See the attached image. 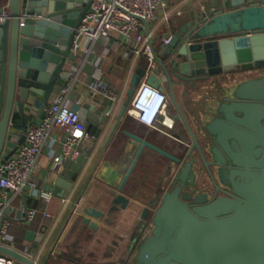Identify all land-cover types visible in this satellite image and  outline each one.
Returning a JSON list of instances; mask_svg holds the SVG:
<instances>
[{"label":"water","instance_id":"water-1","mask_svg":"<svg viewBox=\"0 0 264 264\" xmlns=\"http://www.w3.org/2000/svg\"><path fill=\"white\" fill-rule=\"evenodd\" d=\"M91 1L0 0V13L11 12L0 21L1 163L25 142L28 128L45 116L55 90L74 77L68 67L75 56L71 48ZM205 5L203 0L194 4L160 40L151 38L157 67L148 72L147 65L133 73L111 125L118 98L102 113L94 104L73 103L91 135L101 137L107 129L105 148L146 76L148 83L167 90L169 103L176 108L174 119L185 124L192 139L183 157L125 129L139 147L122 180L116 185L110 180L101 207L89 202L78 215L94 231L107 229L97 219L114 225L112 219L118 216L127 227L137 222L135 229L123 254L119 247L124 236L115 234L102 255L90 251V259L68 254L69 259L80 264H264V0H216ZM179 85L187 96L195 87L208 93L209 101L198 118L201 136L195 134L181 107ZM201 137L206 139L210 161ZM195 148L206 166L218 167L235 195L208 200L206 194L195 192ZM147 149L169 160L155 187L138 182L136 188L131 176ZM88 154L83 151L68 169L73 180ZM226 167L231 168V181L224 177ZM9 216L7 208L2 220ZM93 236L78 240L74 252L91 240L97 247L106 238ZM0 252L17 258L14 264H43L32 258L33 252L29 256L5 244H0ZM100 256L109 261L94 260Z\"/></svg>","mask_w":264,"mask_h":264},{"label":"crops","instance_id":"crops-1","mask_svg":"<svg viewBox=\"0 0 264 264\" xmlns=\"http://www.w3.org/2000/svg\"><path fill=\"white\" fill-rule=\"evenodd\" d=\"M201 1L165 0V4L159 7L156 18L150 20L149 25L145 23L144 33H150L154 41L160 40L162 35L171 29V24L174 21L187 16L193 5ZM203 1L206 2V5L216 2V0ZM85 43H88V40H85ZM91 44L92 52L88 56V61H85L86 55L80 50L69 62L70 65L74 64L76 68L71 70L75 75L70 82L68 97L73 103L80 101L82 104H94L96 110L102 113L109 105L116 103L114 99L105 94L107 88L113 90L118 96V101L110 115L109 123L111 125L118 117L117 112L126 96L131 76L138 68L147 66L148 59L144 54L137 53L139 44L134 37L125 38L115 33L110 38H98ZM94 63L102 70L100 80L93 76L96 67ZM155 65L157 67L156 62L153 66ZM81 70H84V75ZM143 81H146V76ZM61 90L62 87H58L53 94ZM176 90L182 109L191 119L193 131L197 136H201L202 131L198 127L196 114L202 108L198 100L200 98L198 92L202 88L191 89L198 93L195 95V104L184 93L185 88L183 86L179 85ZM129 109L130 105L125 115L120 119V125L117 127L114 136L105 148H103V144L107 129L101 137L92 135L87 140L83 151L86 150L89 154L75 180L68 173V169L72 167L75 161H67L58 170L52 167L53 159L61 153L60 141L64 135L60 129L52 131V136L47 139L42 147L39 168L34 173L39 184L38 190L26 188L16 195L7 192L6 199L10 201L7 207L10 208L8 230L11 235V239L7 241V246L23 253L27 252L29 256L33 252L32 258L43 264H71L72 261L68 254H83L84 259L91 258L88 256L90 251L102 255L108 248L106 244H109V240L117 234L124 236L121 247H119V252L123 254L125 242H127L129 234L135 229L137 222L131 223V226L127 227L119 216L112 219L114 225L109 222L105 224L104 218H100L97 220L107 227L105 231H109H94L80 222L81 218L78 211L89 202L101 207L105 193L104 188L111 186L110 180H114L115 185L122 180L139 147V143L127 135L124 130L132 131L183 157L187 151V144L190 143L192 137L185 124L181 120L174 119L176 108L171 103H168L165 111L159 115L155 126L142 123ZM34 112L38 111L35 109ZM41 119L39 118L37 123ZM100 154V159L97 160ZM168 160L164 155L147 149L145 155L139 159L134 168L131 176L132 183L136 188H140L138 182L142 185L148 184L155 187L160 177L165 173ZM70 183L71 186L68 187ZM165 188H170V185L167 183ZM42 189L54 190L55 194L50 201L45 200L40 195ZM26 208L37 209L33 219L26 217ZM45 212H48L49 215H46ZM54 234H57L55 239H53ZM102 234H105L106 238L101 237V244H96L97 247H94L95 242L91 240L82 251L74 252L78 250V240L81 238H87L88 235H94L93 237L97 238ZM68 242L70 245L66 247ZM119 252L115 253L116 258ZM3 255L18 261L17 258L0 252V256ZM94 260L101 263L102 261H109L102 257L100 260ZM19 264L23 263L20 261Z\"/></svg>","mask_w":264,"mask_h":264},{"label":"built area","instance_id":"built-area-1","mask_svg":"<svg viewBox=\"0 0 264 264\" xmlns=\"http://www.w3.org/2000/svg\"><path fill=\"white\" fill-rule=\"evenodd\" d=\"M163 4L165 0H92L88 12L77 28L72 52L76 54L81 50L86 55L85 61H88V56L92 52L91 42L98 38H110L115 33L125 38L134 37L139 44L137 53L144 54L148 59L149 72L155 64V55L151 44L152 36L150 33H144L143 29L146 21L156 18L158 9ZM10 16L11 12L5 10L0 13V21H5ZM85 40H88V43H85ZM169 40L165 39V42ZM68 67L70 70L76 68L70 63ZM81 71L84 75V70ZM93 76L97 80L101 79L102 70L97 65ZM72 79L74 78H71L70 82ZM70 82L62 87L60 92L52 95L46 107L45 116L28 128L26 140L19 149L6 162H0V244L7 245V241L11 239L8 230L10 220L9 218L2 220V215L10 203L6 199L7 192L16 195L26 188L38 190L39 184L34 173L39 168L42 147L52 136V131L60 129L64 132L60 141L61 153L53 159L52 163L53 169L57 170L69 160L76 161L83 153L85 143L92 136L68 97ZM105 94L114 100L118 98L117 94L109 88L105 90ZM168 103L169 96L165 90L143 81L130 103L129 110L142 123L155 126L159 115L165 111ZM164 122L167 121L164 120ZM54 194L53 189H42L40 195L50 201ZM25 213L28 219H33L37 209L26 208ZM45 214L49 215L48 212ZM15 262L17 261L6 255L0 256V264Z\"/></svg>","mask_w":264,"mask_h":264},{"label":"flooded vegetation","instance_id":"flooded-vegetation-1","mask_svg":"<svg viewBox=\"0 0 264 264\" xmlns=\"http://www.w3.org/2000/svg\"><path fill=\"white\" fill-rule=\"evenodd\" d=\"M191 89L192 88H190L188 90V93H189L188 98L193 104H195V97H196L195 95L197 92H195L194 90H191ZM198 93L201 96L198 100H199V104H201L202 108L199 109V112H197V114H196L197 120L199 118L201 110L204 108L206 103L209 101V97L207 95L208 94L207 92H205L204 90H201V91L199 90ZM188 118H190V117H188ZM190 120L191 119H189V122L191 124ZM201 139H202V145H203V150H204L206 159L208 161H210L212 157H211L210 153H208V151H206V149L204 148V143L206 142L205 141L206 139L204 137L203 138L201 137ZM190 142H191V140H190ZM188 149H189V147H187V151H188ZM233 149H234V147H233ZM194 155H195L194 168H195L196 172H198V174H197L198 181H197L196 186H195L196 187L195 189H197V190L195 192L198 191L199 193L206 194L208 200L216 199V198L223 196V195L233 196L236 194L232 185L226 184L223 182L222 178L220 177V174H218V167H215L213 165H209V167H208L205 165L204 161L201 158V154L197 148L194 149ZM235 168H237V167H236V165L233 164V171L235 170ZM224 169L226 170V172H224V177L227 178L229 181H231V168L226 167ZM221 175H222V173H221Z\"/></svg>","mask_w":264,"mask_h":264},{"label":"rangeland","instance_id":"rangeland-1","mask_svg":"<svg viewBox=\"0 0 264 264\" xmlns=\"http://www.w3.org/2000/svg\"><path fill=\"white\" fill-rule=\"evenodd\" d=\"M201 97V96H200ZM71 260V259H70ZM72 261V263L71 264H78V262H75V261H73V260H71Z\"/></svg>","mask_w":264,"mask_h":264}]
</instances>
